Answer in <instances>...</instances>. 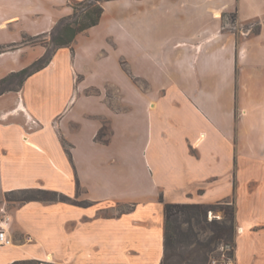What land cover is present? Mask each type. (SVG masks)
<instances>
[{"label":"crops","instance_id":"obj_1","mask_svg":"<svg viewBox=\"0 0 264 264\" xmlns=\"http://www.w3.org/2000/svg\"><path fill=\"white\" fill-rule=\"evenodd\" d=\"M74 1L0 0V54L47 35ZM203 2L215 22L201 42L196 33L177 41L172 64L156 63L122 27L119 41L135 49L127 57L112 49L98 32L102 13L0 95V218L8 216L12 239L0 246V264H160L166 203L225 200L234 206V264H264V113L250 122L262 128L256 140L241 133L239 80L228 64L232 50L246 48L240 39L260 37L264 23L255 18L257 29L242 35L223 31L225 3ZM39 47L36 58L46 51ZM104 122L107 143L95 137ZM28 190L58 195L7 197Z\"/></svg>","mask_w":264,"mask_h":264},{"label":"rangeland","instance_id":"obj_2","mask_svg":"<svg viewBox=\"0 0 264 264\" xmlns=\"http://www.w3.org/2000/svg\"><path fill=\"white\" fill-rule=\"evenodd\" d=\"M222 1L225 3L224 12L222 19L220 18L217 23L221 24L223 20V31L242 35L247 28L253 27L252 31L257 29L253 24L255 18L263 19L261 24L264 23V0ZM77 2L79 1L72 3ZM101 2L102 5L106 2V5L98 32L103 34L108 45H111L112 49L120 50L121 55L125 57L131 55L135 49L134 41L130 39L125 42L119 41L120 27L125 28L134 38L142 41L144 50L153 53L156 56V63L162 66L173 63L171 58L178 52V49H174L177 41H182L187 35L196 33L193 41L201 42L206 35V27H210L215 22L212 21L211 11L206 9L203 0H102ZM238 16L243 22L238 21ZM240 40L241 46L246 45V48L241 53L232 50L228 64L232 66L233 77L239 80L237 111L244 115V121H241L240 126L241 133L243 135L250 133L251 139L256 140L262 134V128L258 126V130L255 129L254 132L250 122L254 123V119L260 118L264 113V33L260 37L252 33L248 39ZM223 42L227 43L226 36L217 39L211 47L217 50ZM25 44L26 46L21 49L0 54V78L10 71L31 64L37 59L39 46H46L49 51L54 48L50 35L39 36L26 41ZM209 48L210 45L207 49ZM107 51V48H104V52ZM215 54L212 58L218 63L219 56L217 54L215 57ZM224 54L227 55V52L225 51ZM200 61V55L198 59L192 60L195 66H199ZM131 64L135 66L134 61ZM124 66L129 65L125 63ZM241 142L247 144V140L243 137ZM27 195L44 194L40 190H28L15 192L7 197L19 199ZM233 208L230 200L212 204L211 209L174 208L166 221V233L169 237L165 246L167 260L172 262L171 264H213L214 260L223 259V252L233 259L236 227L234 219L228 214ZM225 244L231 245L232 249L222 251L221 246ZM15 264L38 263L25 261Z\"/></svg>","mask_w":264,"mask_h":264},{"label":"trees","instance_id":"obj_3","mask_svg":"<svg viewBox=\"0 0 264 264\" xmlns=\"http://www.w3.org/2000/svg\"><path fill=\"white\" fill-rule=\"evenodd\" d=\"M102 0H80L77 3H72L73 12L70 15L60 17L57 19L51 30L47 35H50L54 48L49 51L46 47V51L43 55L35 59L28 66L8 72L5 76L0 78V95L9 90H18L25 79L34 72L43 68L51 59L55 49L61 46L71 47L76 35L85 31L89 27L96 25L103 13ZM46 36V35H44ZM39 36L30 37L24 40L30 41ZM15 45V44H14ZM4 47L0 46V51H3ZM110 128L109 125L104 122L99 131L96 134V139L103 143H107L109 140ZM44 195H27L21 200L27 199H56L58 193L50 190H40ZM51 194L52 196H48ZM232 204V203H231ZM176 207L181 208H204L211 209L212 204H189V203H166L164 206L165 213V230H164V256L160 264H171L167 260L165 254V246L169 239L166 233V221ZM231 219H234V208L228 212Z\"/></svg>","mask_w":264,"mask_h":264},{"label":"built area","instance_id":"obj_4","mask_svg":"<svg viewBox=\"0 0 264 264\" xmlns=\"http://www.w3.org/2000/svg\"><path fill=\"white\" fill-rule=\"evenodd\" d=\"M8 219L9 218L5 213L0 218V246L12 244V239L11 237H9L7 232ZM231 249L232 246L229 244H225L221 246L222 251H229ZM228 257L229 256H226L225 252H223V259L221 261L214 260L213 264H234L233 259Z\"/></svg>","mask_w":264,"mask_h":264}]
</instances>
